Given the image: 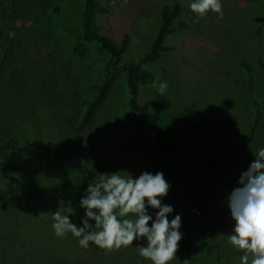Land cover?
I'll return each instance as SVG.
<instances>
[{
	"label": "rangeland",
	"instance_id": "obj_1",
	"mask_svg": "<svg viewBox=\"0 0 264 264\" xmlns=\"http://www.w3.org/2000/svg\"><path fill=\"white\" fill-rule=\"evenodd\" d=\"M107 4L109 0H98ZM179 2L167 35L171 50L145 65L172 106L158 114L162 138L169 142L181 126L198 120L210 131L215 120L228 121L221 143L201 141L194 132L179 136L165 156L149 131L155 109L128 114L124 73L92 121L80 127L85 103L99 84L109 54L94 43L77 47L82 34L83 0H0V142L15 134L20 149L0 154V264H151L127 248L106 250L90 242L80 247L70 233L56 237L53 212L66 207L83 215L80 197L103 172L139 175L162 171L170 183L163 202L182 216V240L170 264H240L242 254L228 243L233 223L227 195L240 173L264 148V119L243 155L253 109L241 60L255 70V93L264 110V0H221L220 13L202 19L189 8L193 0H113L97 13L98 32L131 41L123 60L149 51L164 4ZM160 94L154 82L142 85L139 100ZM203 199L201 217L199 201ZM208 245L213 249L208 251Z\"/></svg>",
	"mask_w": 264,
	"mask_h": 264
},
{
	"label": "clouds",
	"instance_id": "obj_2",
	"mask_svg": "<svg viewBox=\"0 0 264 264\" xmlns=\"http://www.w3.org/2000/svg\"><path fill=\"white\" fill-rule=\"evenodd\" d=\"M189 8L202 19L209 11L220 13L221 0H193ZM163 94L166 81L157 85ZM254 159L238 177L227 195L233 223L228 243L240 251V264H264V148L253 152ZM79 200L83 215L73 219L72 207L52 214L56 237L71 234L87 249L90 242L101 249L127 248L135 243L137 254L151 264H170L183 233L182 216L174 206L164 203L170 183L162 171H142L139 175L122 170L94 175Z\"/></svg>",
	"mask_w": 264,
	"mask_h": 264
},
{
	"label": "trees",
	"instance_id": "obj_3",
	"mask_svg": "<svg viewBox=\"0 0 264 264\" xmlns=\"http://www.w3.org/2000/svg\"><path fill=\"white\" fill-rule=\"evenodd\" d=\"M113 9V0L105 5L100 4L98 0H83V16H82V34L79 36L78 46L84 43H94L102 50L108 52L109 57L103 65L102 72L99 77V84L95 86V92L92 98L85 103L84 111L79 122L80 127L88 125L99 107L110 96L113 91L115 79L120 73H124V79L127 90L129 92V110L128 114L142 113L148 110L155 109L156 114L152 119L149 131L153 134V145L165 156H171L174 153V143L176 139L187 133L194 132L201 141H216L220 145V152L226 153L225 140L230 129L228 121L219 122L215 120L211 126L210 131H207L206 125L202 121L193 120L180 128H178L171 136V140L166 142L158 127V114L172 106V101L163 94H158L146 98L144 101L139 100V92L142 85L150 84L156 81L152 70L145 67L146 64L157 61L163 52L171 50V47L163 44L167 35L176 32L177 30H184L187 24L179 22L175 27V20L180 14L181 4L175 2L173 4H164L160 11V24L157 33L153 39L151 47L148 52L140 56L137 60H123L124 53L128 50L131 35L129 32L124 33L119 41H115L110 36H104L98 32L96 24L97 13H108ZM241 66L243 67L246 79L247 89L251 100L253 109V121L243 142V155L247 156V149L249 144L254 140L257 129L264 119V110L259 98L255 93V70L251 62L242 59ZM20 149V144L17 136L12 134L5 141L0 142V154L3 156L11 155L14 150ZM7 168L0 162V174L6 171ZM203 199L199 201L198 216L201 217L203 208ZM213 249L208 245V251Z\"/></svg>",
	"mask_w": 264,
	"mask_h": 264
}]
</instances>
